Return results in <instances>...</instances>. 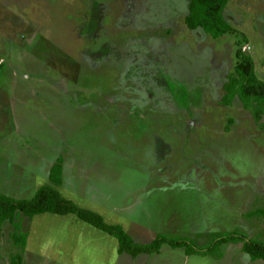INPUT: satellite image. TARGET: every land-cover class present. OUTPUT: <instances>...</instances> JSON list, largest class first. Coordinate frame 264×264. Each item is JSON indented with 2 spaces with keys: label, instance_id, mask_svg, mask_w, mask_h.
<instances>
[{
  "label": "rangeland",
  "instance_id": "374dc122",
  "mask_svg": "<svg viewBox=\"0 0 264 264\" xmlns=\"http://www.w3.org/2000/svg\"><path fill=\"white\" fill-rule=\"evenodd\" d=\"M188 7L187 0H0V182L19 177L36 188L42 183H28L32 162V173L46 174L59 155L75 164L82 157L80 172L92 164L89 181L102 177L120 206L132 193L140 223L159 235L203 245L211 233L240 230L264 242V218L247 217L264 209V130L238 99L221 103L238 49L264 80V0H230L225 16L237 32L217 39L186 27ZM0 188L16 198L33 194ZM50 220L40 241L35 220L18 213L21 231L34 235L20 262L56 261L46 243L76 222ZM14 232L9 222L0 226V264L22 252ZM133 235L139 243L157 237ZM221 250L216 259L163 246L151 257L126 254L122 264H264L241 244Z\"/></svg>",
  "mask_w": 264,
  "mask_h": 264
},
{
  "label": "trees",
  "instance_id": "16d2710c",
  "mask_svg": "<svg viewBox=\"0 0 264 264\" xmlns=\"http://www.w3.org/2000/svg\"><path fill=\"white\" fill-rule=\"evenodd\" d=\"M187 1L189 12L184 22L189 30H203L214 39L237 32L225 16L230 0ZM236 59L234 71L228 75L227 82L224 84L221 103L224 106H231L238 99L243 108L250 111L255 120L261 123L264 130V80L256 71L253 57L246 51L238 49ZM62 171L63 157L60 156L50 170L51 182L62 184ZM18 213L29 219L44 213L59 216L76 215L84 223L116 238L119 243V253L128 254L134 258L140 255L158 254L163 246H169L173 249L183 248L187 256H211L221 259L224 255L221 250L223 245L241 244L242 251L250 257L251 261L264 262V242L248 238L240 230L211 233L208 242L203 245H199L195 239L190 241L186 237L172 238L165 234L158 235L148 244L136 243L121 225L108 224L100 214L84 209L64 198L55 187L49 185L40 187L32 199H17L0 193V226L5 222L14 225L15 232L12 238L20 251H23L26 246L28 234L22 232L20 223L16 222ZM247 217L264 218V209H257L247 214ZM21 258V254L13 256L12 264H19Z\"/></svg>",
  "mask_w": 264,
  "mask_h": 264
},
{
  "label": "crops",
  "instance_id": "0c3cea01",
  "mask_svg": "<svg viewBox=\"0 0 264 264\" xmlns=\"http://www.w3.org/2000/svg\"><path fill=\"white\" fill-rule=\"evenodd\" d=\"M60 156L61 155L55 158V160L52 159L51 162L46 164V167L48 168L46 174L41 173L40 171L38 173H32L33 167L35 166L33 165L34 162L30 160V162L32 163L26 168V170L29 171L28 176L30 178L28 183L32 185V182L38 181L42 183V185L39 187H23L24 185H22V180L19 177H16L13 180L10 179L9 182L3 179V181H1L0 183H7L8 186H11L12 189H16V191L24 194L26 191L33 189V194L31 197L27 198L22 195L17 199H32L40 187L45 185L53 186L61 193L64 198L75 202L77 205L84 209L100 214L108 224L121 225L132 239L134 236L133 229H142L146 232V234L150 236L159 235V233L153 231L155 229L151 228L150 223H140L142 219H145V216L141 212H138L136 215L135 212L137 205L133 201L134 196L132 195V193H127L125 195L126 199L122 202L123 205L120 206L118 202H115L112 199L114 191H110L109 189H107V186L105 184V186L101 185L102 183H100V179L102 180V177L98 179V182L89 181L92 180V178L90 177V173L92 172L88 171V169H94L92 168V164H90L91 166L89 167L86 166L85 169L80 172V169L82 168L79 166V163H82V160L84 159L82 157L80 160L76 161V164L75 161L74 163H68L63 158L62 184L58 185L51 182L49 177L50 170ZM37 157L38 163L36 164H39L41 161V154L38 153ZM35 169L39 170L40 168L36 165ZM13 181L15 183V186L12 184ZM88 181L90 183H87ZM86 186H88L87 189ZM18 187L20 188L17 189ZM68 190H71L70 197H66V195L64 194ZM10 192H12V190L7 189L5 192V189L0 188V193L14 197V195L10 194ZM115 193H117L116 190ZM108 194H112V196ZM130 196L132 198H130ZM140 198L141 197H139V200L141 201ZM125 204H128V206ZM141 206H143V204H141ZM148 217L149 216H146V218ZM70 218L73 220L75 219L74 221L77 225L73 222L69 224L67 223V228L63 230V233H61L59 230H56L57 235L53 233V235L50 237L51 241L47 242L46 240L47 243L45 245V250H47V254H59L53 264H122L124 260L125 262L127 261V258H125L126 254L119 253V243L116 238L107 235L99 229L84 223L83 221L79 220L76 215L70 214L59 216L51 213L37 215L33 218L36 223V229L34 230V233L41 241V238L44 235L46 238V234H49L48 228L52 226L50 219L54 220L55 223H57V221H65L66 219ZM54 226L56 227V225ZM28 232H26L28 234L26 246L20 253L22 258L27 248H29V245L31 244V238L34 237L33 234L31 235V233ZM59 233H61V237H59ZM96 241L98 243H96ZM153 255L155 254L144 256L151 257ZM130 257L132 259H136L139 256L135 258L132 256ZM19 264H24V260L22 259V262H20ZM138 264H140V262Z\"/></svg>",
  "mask_w": 264,
  "mask_h": 264
}]
</instances>
